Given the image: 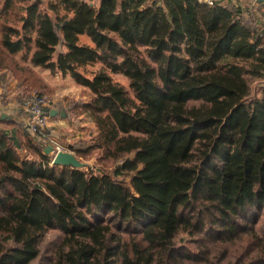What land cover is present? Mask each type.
<instances>
[{"label": "trees", "instance_id": "trees-1", "mask_svg": "<svg viewBox=\"0 0 264 264\" xmlns=\"http://www.w3.org/2000/svg\"><path fill=\"white\" fill-rule=\"evenodd\" d=\"M242 9L0 0V68L20 53L87 89L95 133L67 144L97 152L53 164L0 118V264H31L49 229L46 264H264V26Z\"/></svg>", "mask_w": 264, "mask_h": 264}, {"label": "rangeland", "instance_id": "rangeland-1", "mask_svg": "<svg viewBox=\"0 0 264 264\" xmlns=\"http://www.w3.org/2000/svg\"><path fill=\"white\" fill-rule=\"evenodd\" d=\"M235 2L239 7H243V17L249 24L264 26V20L262 21L260 17L262 15H258L256 12L254 13L253 4H251V10L248 11L250 6L245 5L244 2L239 0H235ZM82 40L86 41L87 39L86 37H82ZM97 65L98 64H95L93 67ZM0 70L5 75V90L9 84L15 80L11 90L12 92L8 95H3L5 101H12L18 104L20 101H18L19 99L16 97L17 91H22L25 98H27L26 95L35 91L37 94L39 93L41 96L45 97L46 105L52 106L58 111H65V109H67L65 124L61 126L55 122L52 128L53 134L57 136L62 143H72L76 139H82L87 142L90 141V138L95 133V126L87 115L78 113V111H80V104L89 99L90 93L87 89L78 85L69 74H61L55 69L42 65H34L29 59L23 60L20 53L13 55L7 67L0 68ZM113 77L127 87V80L122 74H113ZM24 78V83L22 82L21 84ZM251 85L253 91H255L257 88L256 81ZM11 117L16 120L20 119L19 114H12ZM70 127L76 129L74 133H77L78 137L70 138ZM19 132H23V128H19ZM20 151L24 154L26 148ZM96 153L97 152H93L92 156L84 160V162L93 164ZM60 235L61 233L57 229L47 230L40 242V254L31 264H46L47 258L52 252L53 245L56 240L59 239Z\"/></svg>", "mask_w": 264, "mask_h": 264}, {"label": "built area", "instance_id": "built-area-1", "mask_svg": "<svg viewBox=\"0 0 264 264\" xmlns=\"http://www.w3.org/2000/svg\"><path fill=\"white\" fill-rule=\"evenodd\" d=\"M45 97L40 96L35 91L30 96L18 102L16 110L20 115L22 125L29 131L30 135H34L36 140L44 145H51L53 156L56 152L67 150V143L62 141L53 134L50 124V113H46L43 109L45 105Z\"/></svg>", "mask_w": 264, "mask_h": 264}, {"label": "crops", "instance_id": "crops-1", "mask_svg": "<svg viewBox=\"0 0 264 264\" xmlns=\"http://www.w3.org/2000/svg\"><path fill=\"white\" fill-rule=\"evenodd\" d=\"M239 1H242L245 3V5L250 6L249 7L250 9H251V4H253L254 10H255L254 13L256 12V14L262 15V16H260L261 20L262 21L264 20V0H239ZM4 78H5V75L0 70V115L2 113H5L9 117H11L12 114H15V115L18 114V111L16 110L17 103H13L12 101H5V99L3 98V95H8L12 92L11 90H12V87H13L15 80H13L9 84L7 89L5 90ZM19 92L20 91H17L16 94H18ZM52 109H54V108H52ZM65 120H66V116H61V115H58V113H57V114L50 115V121L49 122L53 126H54L55 122H57L58 124L63 126L65 124L64 123ZM53 126H52V128H53ZM69 130H70L69 131L70 132V134H69L70 138L78 137V134L74 133L76 129L70 127ZM66 143H68V142H66ZM67 145H70V144H67Z\"/></svg>", "mask_w": 264, "mask_h": 264}, {"label": "water", "instance_id": "water-1", "mask_svg": "<svg viewBox=\"0 0 264 264\" xmlns=\"http://www.w3.org/2000/svg\"><path fill=\"white\" fill-rule=\"evenodd\" d=\"M262 32H264V28L262 29ZM58 110L57 109H51L50 114H57ZM60 115L61 116H65V111L64 110H60ZM5 117H9L7 114L2 113L0 115V118H5ZM71 145H69L67 147V150H61L56 152L53 156H52V163L53 164H61V165H69L72 167H86L88 165V163L81 161L74 153L73 151L70 149ZM44 152L46 154H51L52 152V146L51 145H46L44 147Z\"/></svg>", "mask_w": 264, "mask_h": 264}]
</instances>
